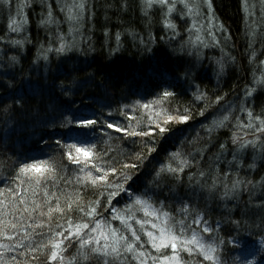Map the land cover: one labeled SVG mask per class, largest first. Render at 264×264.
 I'll use <instances>...</instances> for the list:
<instances>
[{
	"label": "trees",
	"instance_id": "trees-1",
	"mask_svg": "<svg viewBox=\"0 0 264 264\" xmlns=\"http://www.w3.org/2000/svg\"><path fill=\"white\" fill-rule=\"evenodd\" d=\"M242 1L210 0L211 9L202 6L201 13L212 19V26H215L213 31L216 28L215 39L219 41L214 43L213 38L203 30L202 39L208 45L204 47L196 41L195 33L190 35L187 31L193 23L192 18L181 19L173 13V22L178 26V35L173 38L171 30L163 26L164 12L153 8L145 15L142 0H87L88 14L83 28L84 38L88 40L87 51L76 50L66 55H57L53 51L47 53L49 59L45 61L41 57L43 49L59 45L54 32L70 39V24L61 10L65 0H12L10 11L7 8L0 11V201H6L13 191L19 193L20 181L15 177L19 167L27 163L35 164L39 169L30 170L27 176L21 177L24 195L29 201L35 199L42 203L45 191L49 194H71L74 198L77 190L81 189L82 203L87 204L96 198L98 191L90 183L86 191L76 183L77 177L82 175L80 167L87 163L88 168H91L92 163H99L98 156L104 152H107L105 159L110 164L115 161L126 162L130 154L141 151L143 141H152L156 152L148 155L147 149H143L146 158L140 168L125 170L135 171L139 176L136 186L142 188L148 184L169 154L182 151L194 166L181 174V181H176L171 175H162L159 198L165 201L166 206L173 205L169 197L176 193L189 204L190 210L195 209L203 216L216 238L217 264H264V213L256 212L258 206L264 203V158L261 157L260 149L253 150L250 147L245 158L246 163H252L253 156L249 159L247 156L257 152L260 155L256 157L254 170L246 169V178L257 183L254 191H242L235 199H224L223 189L219 187V178L228 171L223 161L225 158L232 160L230 150L233 147V135L244 139L256 138L250 134L251 130L239 127L248 120L246 112L242 114L237 109L249 90L254 89L244 106L254 116L264 117V85L256 83L263 73L258 61L260 57L264 58V23L260 21L261 15L257 14L255 20L246 16L248 7L245 8ZM22 2L25 3L23 15L27 20V42L23 48L17 49L8 43L15 38L8 24L10 17H17V5ZM48 12L52 13L57 25L41 23L42 19L47 18ZM253 21L258 23V35H250L254 39L249 45L241 32ZM203 22L201 19L200 23ZM117 33L121 37L120 46L113 51L116 49ZM150 37L151 51H146L141 40L147 41ZM241 37L245 38L239 41ZM189 40L193 43H189ZM181 44L185 45L184 49L180 48ZM6 55H16V62L6 64ZM67 56H71V60H67ZM218 57L222 59L224 67L222 73L216 76L217 72L212 70L211 63ZM194 62L198 65L193 66ZM73 66L88 69L95 79L84 83L88 73H80L75 81L72 78L57 80V84L71 85L72 92L68 96H62L57 89L51 94L46 92L42 97L38 95L32 98L29 91L24 99V107L13 111V97L21 95L30 84H50L55 77L63 74L65 68ZM109 68L120 69L128 78L127 82L117 84L109 81L105 76V70ZM157 68L165 70L166 85H171L166 90L173 92L172 96L164 97L162 92L165 87L154 86L159 81L149 83L147 77ZM188 69H191V73L186 77L184 73ZM236 76L241 81L232 82ZM176 80H179V85H176ZM245 84L248 87L243 86ZM200 94H203V99H197ZM73 101V108H80L86 115H91L95 110L104 113L111 111L113 115L108 119L118 123L121 129L127 127L129 131H140L151 127L154 129V140L152 136L132 137L125 131L107 129L108 134L101 142L83 146L88 148L87 155L76 153L73 149L72 155L80 160V164L73 163L68 159L67 150L55 144L62 130L44 129L40 123L55 116L53 105L61 102L70 105ZM143 104L149 107H141ZM128 116L132 119L129 120ZM180 116H188L189 119L181 123L178 119ZM224 116H228L225 126L215 127L213 122ZM169 117L173 119L165 123ZM156 123L168 130L159 134ZM25 124L28 125L26 138L12 133L13 128L19 129ZM209 127L212 128L210 132L207 130ZM41 135L45 136L47 144L40 142ZM260 144L264 145V139L260 140ZM221 145L224 147L221 148ZM115 166L119 170L120 165ZM201 172L204 173L203 177ZM93 174L96 173L93 171ZM234 176L235 173H232L229 179ZM37 179L40 180L39 184L36 183ZM213 180L217 181L216 188L212 187ZM165 193H168V197ZM65 204L66 201L62 199L61 206ZM216 206L223 212L222 215L217 214ZM173 207L178 208L179 205ZM244 210L251 211L247 214L250 213L252 219L250 229L253 235L243 234L242 227L236 223L232 224L229 234H224L227 219H240ZM70 215L75 220L79 214L73 212ZM52 222L55 225L56 222L65 221L61 214L54 213ZM68 245L69 242L65 241L66 251L61 253L64 264L77 256L76 243ZM50 251V247L45 248L31 264H60L59 260L49 261ZM182 256L189 259L186 253H182ZM195 259L200 264H210L201 257ZM80 264L95 262L80 261Z\"/></svg>",
	"mask_w": 264,
	"mask_h": 264
},
{
	"label": "snow or ice",
	"instance_id": "snow-or-ice-1",
	"mask_svg": "<svg viewBox=\"0 0 264 264\" xmlns=\"http://www.w3.org/2000/svg\"><path fill=\"white\" fill-rule=\"evenodd\" d=\"M261 2L264 3V0ZM0 4L3 5L0 11H3L4 8L10 11L12 0H0ZM142 4L145 15H148L154 7H158L164 12L163 26L171 30L173 38L178 35V26L173 22V13L175 12L181 19L185 17L193 19V23L187 31L190 35L195 33L196 41L201 45L208 46L199 34L202 30L207 31L214 43L219 42L215 39V32L212 28H205V23L212 24V19L201 13L202 6L211 9L210 0H142ZM24 6L23 2L17 5V17H10L8 24L10 32L15 34V38L9 40L8 43L17 49L23 48L27 42V20L23 15ZM244 6L245 8L249 6L248 0H244ZM61 10L65 12V19L70 24V39L54 32L53 35L59 45L55 48L43 49L41 57L45 61L49 59L47 53L53 51L57 55H66L76 50L87 51L88 40L84 38L83 32L88 14L87 0H65ZM201 19L205 23H200ZM260 20L261 23H264V17H261ZM41 23L57 25L51 12L47 13V18L42 19ZM249 31L255 37L257 34L256 21L249 25ZM115 40L116 49L113 51L120 46L119 33L116 34ZM141 43L145 45L146 51H151V37L147 41L141 40ZM189 43L193 42L189 40ZM184 47V44L180 45L181 49ZM16 60V55H6L5 63L14 64ZM67 60H71V56H67ZM261 65H264V61H261ZM223 67L224 65L220 64L221 71H223ZM80 73H88V69L78 66L65 68L63 74L55 77L50 84L43 82L30 84L21 95L13 97L12 105H15L13 111L24 107V99L29 91L32 98L38 95L42 97L46 92L51 94L57 89L62 96H68L72 92L71 85L57 84L56 81L69 78L75 81ZM190 73L191 69H188L184 75L187 77ZM165 75L166 72L163 68H157L147 79L150 84L159 81L154 86L165 87L162 95L168 97L174 93L166 90L171 85H166ZM105 76L109 81H114L117 84L126 83L128 79L117 68L106 69ZM94 79L95 76L88 73L84 78V83ZM256 83L264 85V76ZM252 91L254 89L246 93L240 108L247 114V123H241L239 127L251 130L250 134L256 138L244 139V137L233 135V147L230 150L232 160L228 161L225 158L223 162L227 165L228 171L219 178V187L223 189L224 199H235L242 191L251 192L257 186L256 182L246 178V169L254 170L255 162L246 163L245 158L250 147L253 150L259 148L261 157L264 158V145L260 144V140L264 139V117L254 116L253 112L244 106L247 97L252 95ZM203 98V94L197 96V99ZM219 99H217V103ZM74 104L75 101L70 105L63 102L53 105L52 111L55 116L40 122L44 129L62 130L60 138L55 140V144L59 148L67 150L68 159L73 163L79 165L80 160L72 155V150L75 149L76 153L83 152L87 155L88 148L83 146H92L94 143L101 142L103 137L108 134L107 129H114L117 132L125 131L132 137L152 136L154 140V129L151 127L148 130L140 131H129L127 127L121 129L118 123L108 119L113 115L111 111L104 113L101 110H95L91 115H86L80 108H73ZM209 106L206 105V107ZM141 107L148 108L149 105L143 104ZM127 118L132 119L131 116ZM172 119L173 117H169L165 123ZM178 119L181 123H186L189 117L180 116ZM227 120L228 116H224L221 120L213 123L215 127H223ZM155 127L159 129V134L168 130L159 123H156ZM207 130L210 132L212 128L209 127ZM11 131L13 134L18 133L24 139L28 136V125L25 124L19 129L13 128ZM32 134L34 135V132ZM245 135H249V133H245ZM40 142L48 143L44 135H41ZM132 143L135 144L136 141L133 140ZM223 147L224 145H221V148ZM143 149H147L148 155L157 150L152 141H143L141 151L130 154L126 158V162L115 161L110 164L109 160L105 159L107 152H104L98 156L99 163H92L91 168H88L87 163L80 167L79 171L82 175L77 177L76 183L81 185L85 191L90 183L98 191L96 198L87 204L82 203L81 189L77 190L74 198L71 194L61 193L58 195L56 192L49 194L48 191H45L42 203L35 199L29 201L24 195L22 187L24 181L21 180V177L27 176L30 170L39 171V169L35 164L27 163L19 167L15 177L17 181H20L19 193L13 191L6 201H0V264H31L32 261L38 259V253H42L45 248L49 247L51 249L49 261L59 260L60 264H64V257L61 253L66 251L65 241L69 242L68 246L73 242L77 245V256L69 260L68 264H80V261H94L95 264H200L195 259L196 257H201L203 261L210 262V264H217L216 238L213 237V229L207 226L203 216L195 209L190 210L189 204L176 193H172L169 198L173 201V205H179L178 208H174L173 205L166 206L165 201L159 198L162 191L161 176L171 175L176 181H181V174L186 169L192 168L193 162L185 157L182 151H174L166 157V162L161 163L159 169L155 170L154 178L139 188L136 186L139 180L136 172L125 170L140 168L146 158ZM217 159L219 160V158ZM115 164L120 165L119 170ZM93 171L96 173L95 175ZM232 173H235V176L229 179ZM200 175L203 177L204 173L201 172ZM36 183L39 184L40 180L37 179ZM212 187H217L216 180H213ZM169 192L171 193L172 190L169 189ZM33 195L36 194L33 193ZM164 195L168 197V193ZM62 199L66 201L64 207L61 206ZM53 200H55L54 205ZM73 212L79 214L75 220L70 215ZM54 213L61 214L65 222H56L53 225ZM202 222L203 227H201ZM182 253H186L189 259L182 256ZM247 264H251V262H247Z\"/></svg>",
	"mask_w": 264,
	"mask_h": 264
},
{
	"label": "bare ground",
	"instance_id": "bare-ground-1",
	"mask_svg": "<svg viewBox=\"0 0 264 264\" xmlns=\"http://www.w3.org/2000/svg\"><path fill=\"white\" fill-rule=\"evenodd\" d=\"M242 33L246 36V39H245V40H246L247 44L250 45V42H251L254 38H251V37H250V35H252V33L249 31V27H245V29H243ZM243 38H245V37H241L239 41H242ZM246 46H247V45H246ZM246 46H243V48H245V50H247V47H246ZM263 56H264V53H263ZM260 58H261V57H260ZM260 58H259L258 63L261 64V61H264V58H261V59H260ZM261 70H262V72L264 73V65H261ZM263 73H262V75H260V76H264ZM175 83H176V85H179V80H176ZM260 99H261V98H260ZM240 108H241V105H240V107H238L237 110H238L240 113L244 114V112H242V111L240 110ZM250 156H253V157H252V161H254V162L256 163V161H257V160H256V157L259 158L260 155H259L258 152H257V153H254L253 155L250 154L249 156H247V159H249ZM230 157H231V159H232V155H231ZM210 195H211V193H210ZM215 210H216V212H217L218 215H222V214H223V212L220 210L219 207L216 206V209H215ZM225 210L227 211V209H225ZM234 210L239 211L238 208H235ZM248 212H251V211H248V210H244V211H242V212H241V218L238 219V220H236V221H234L233 219H227V221H226V231L224 232V234H226V235L229 234V233H230V230H231V227H232V224H233V223H236L238 226L242 227L241 231H242L243 234L246 233V234H249V235H253L252 232H251V229H250V227H251V225H252V219H251V217L249 216L250 213L247 214ZM256 212L259 213V214L264 213V203L261 204L260 206H258V209H257Z\"/></svg>",
	"mask_w": 264,
	"mask_h": 264
},
{
	"label": "rangeland",
	"instance_id": "rangeland-1",
	"mask_svg": "<svg viewBox=\"0 0 264 264\" xmlns=\"http://www.w3.org/2000/svg\"><path fill=\"white\" fill-rule=\"evenodd\" d=\"M242 4H244V0L242 1ZM248 8L246 9V16H249L250 18H254V20H255V16L258 14V15H261V17H264V3H262L261 2V0H248ZM3 7V5L2 4H0V8H2ZM180 6L178 5V8H179ZM154 8H157L158 9V7H154ZM261 21V20H260ZM203 23H205V22H203ZM256 24H258V23H256ZM260 24V23H259ZM205 28L207 29V28H212V30L214 29V27L212 26V24H206L205 23ZM241 29H243L242 28V26H241ZM215 30H216V28H215ZM215 30H214V32H215ZM203 31V30H202ZM202 31L199 33L200 34V36H201V38H202V36H203V34H202ZM242 33V32H241ZM205 34V33H204ZM217 34V33H216ZM258 34H256L255 35V37L257 36ZM239 36V35H238ZM203 38H204V36H203ZM212 59H215V58H212ZM214 62H212L211 63V66H212V70H214V72L216 71L217 73H215L216 74V76H218V74H221L222 73V71L220 70V64H223V62H222V59L220 58V57H218L216 60H213ZM198 65V63L197 62H194V64H193V66H197ZM224 65V64H223ZM238 80H240L237 76H236V78H234L233 80H232V82H236V81H238ZM241 81V80H240ZM244 82H242V84H243ZM243 86H245V87H248V85H243ZM243 86H241L242 88H243ZM241 88V89H242ZM242 91V90H241Z\"/></svg>",
	"mask_w": 264,
	"mask_h": 264
}]
</instances>
